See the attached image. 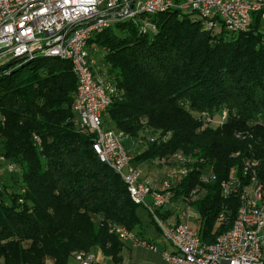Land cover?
<instances>
[{
    "label": "trees",
    "instance_id": "obj_1",
    "mask_svg": "<svg viewBox=\"0 0 264 264\" xmlns=\"http://www.w3.org/2000/svg\"><path fill=\"white\" fill-rule=\"evenodd\" d=\"M263 13L252 15L247 32L232 34L204 30L197 17L170 10L152 17L154 34L125 19L88 42L90 50H104L106 73L118 90L103 116L112 127H105L132 138L145 128L169 136L164 143L149 141L133 163L177 152L194 159L174 197L196 210L205 244L237 217L239 197L222 194L231 168L240 173L245 159H256L264 184ZM76 89L72 64L59 58L36 56L0 74V149L15 167L6 177L0 173V264H70L95 247L118 262L123 243L109 233L110 223L144 238L141 206L99 160L93 135L76 119ZM222 111L228 113L222 126L202 129L205 113ZM197 187L204 195L191 202Z\"/></svg>",
    "mask_w": 264,
    "mask_h": 264
},
{
    "label": "built area",
    "instance_id": "obj_2",
    "mask_svg": "<svg viewBox=\"0 0 264 264\" xmlns=\"http://www.w3.org/2000/svg\"><path fill=\"white\" fill-rule=\"evenodd\" d=\"M131 1L0 0V67L31 55L37 49L40 53L36 56L59 58L72 64L77 79L73 104L76 119L84 131L93 135V150L99 160L121 176L133 203L146 206L154 216L166 243L172 248V251H162L167 264H264V184L258 177L260 162L245 159L241 172L232 168L229 179L223 182V196H238L240 207L230 229L219 235L213 244L202 242L199 231L189 224L190 216L188 222H174L158 216V210L173 205L175 187L193 171L192 157L182 152L174 154L176 165L158 186L142 175L125 148L127 135L105 127L103 116L118 96V90L97 76L88 46L95 33L125 19L138 22L141 33L149 34L156 30L152 17L170 10L197 17L207 31L224 28L232 34L247 32L252 15L264 10V0H135L127 15ZM226 118L224 112L218 124L222 125ZM213 120L205 114L207 125L214 124ZM4 121L0 114V123ZM34 140L36 145H41L37 135ZM158 141L150 139L151 143ZM1 166L9 174L15 170L0 154ZM201 181L208 182L209 178L203 177ZM220 219H224V212ZM108 229L121 241L159 251L154 243L125 227L110 223ZM75 260L79 264H101L86 251L78 252Z\"/></svg>",
    "mask_w": 264,
    "mask_h": 264
},
{
    "label": "rangeland",
    "instance_id": "obj_3",
    "mask_svg": "<svg viewBox=\"0 0 264 264\" xmlns=\"http://www.w3.org/2000/svg\"><path fill=\"white\" fill-rule=\"evenodd\" d=\"M184 14H188V13H184ZM132 21L134 22V24L137 25L139 32H141L140 25H138L139 23L134 21V20H132ZM202 26H203V24H202ZM155 27H156V30L151 31V34H154L157 32V30H158L157 26L155 25ZM262 30L264 31V28ZM90 51H91V59H93L95 61L94 66H95V69L97 70V72H96L97 75H99V77H101L105 81L112 83V79L106 73L107 69H106L105 61L103 60L104 50H102L100 48H96V49H92ZM224 112L228 115V113L226 111H222L221 113L219 112L218 114L214 115V117H213L214 118V120H213L214 124H212V125H210V124L207 125L204 121L205 124H204L202 129H207L208 127L218 128L219 126H222V125L218 124V122L221 121L220 119H221L222 115L224 114ZM211 117H212V115H210V118ZM105 124L108 127L110 125H112L108 119L106 120ZM151 138L159 139V141H158L159 143H164V142H167L169 140L168 135H162V133L160 131L155 132L153 130H149V129L145 128L139 134V136L137 138H134V139H137L134 143H133V141H131L133 143L132 146H129L130 145L129 142L126 143V139H125L124 145H125V147H127V150L129 151L131 156L134 158L138 154H140V153H142L148 149V144L150 143L149 141ZM1 153H2V151L0 149V154ZM173 156H174V154L170 155L168 157H164L162 160H157L154 163L152 162V165H151V162H146V164L143 165V173L144 174L148 173L147 167L152 168V171L154 172L155 177L154 178L151 177L150 179L153 180V182L155 184L166 180L168 175L173 171V168L176 165V163L173 162V160H174ZM192 160L194 161V159H192ZM140 165H142V164H140ZM140 165H136V166L142 171V166H140ZM1 167H0V169H1L0 173H2V175H4V177L8 176V173L5 171L4 166H1ZM182 181L183 180H181L179 183H181ZM194 190H196V191H195V195L192 198L191 202L198 199V198H201L204 195V191L200 190V187H197ZM174 205H176L177 210L175 212L177 214H179L180 216H183L185 218L187 217V220H188L189 216L191 217V219L189 220L190 222L192 221L190 224L191 227L196 228V226H198V221H196V219L194 218L197 214L196 210L193 207L189 206L188 201H185L184 198L179 196L178 198H176V202ZM148 215H149L148 212L143 209V213H141V216L143 217L144 230L149 229V231H151L150 233L153 234V236L154 235L158 236V232L156 231L154 226L151 225L150 217ZM195 224H196V226H195ZM159 235H160L159 241L163 240L166 242L164 235L163 234H159ZM146 240H148V238H146Z\"/></svg>",
    "mask_w": 264,
    "mask_h": 264
},
{
    "label": "crops",
    "instance_id": "obj_4",
    "mask_svg": "<svg viewBox=\"0 0 264 264\" xmlns=\"http://www.w3.org/2000/svg\"><path fill=\"white\" fill-rule=\"evenodd\" d=\"M95 71L97 72L96 69H95ZM97 76H99V75H97ZM110 127H112V125H110ZM136 140L137 139H134L132 137H128L127 136L126 143L129 142L130 143L129 146H132V144ZM131 141H133V143ZM125 148L127 149V147H125ZM144 164H146V163H142V165H140V166H142V171H141L142 172V175L145 178L149 179L151 182H153V180H151L150 178L151 177L154 178L155 177L154 176L155 174L152 171V168H148V167H147L148 173L147 174H144L143 173V165ZM151 165H152V162H151ZM4 169H5V167H4ZM153 184H155V183L153 182ZM160 184H161V182L160 183H157L155 185L158 186ZM175 202H176V198L174 199L173 205H170L167 208H165L163 210H160L161 213H168V219H170V220H172L174 222H188L189 220L187 221V217L185 218L183 216H180L179 214H177L175 212L177 210L176 205H174ZM143 209L148 212V214H149L148 216L150 217V223H151V225L154 226V228L158 232V236H156V235L153 236V234L150 233L151 231H149V229H145L144 230L143 217L141 216V213H143ZM141 210L142 211H139V215H140L141 222H142V225H141L140 228H141V231L144 233V239L148 238L149 241H151L156 246H158L159 251H153V250L149 249L148 247L134 246L131 242L121 241L120 240L123 243V249H122V251L120 253V261L115 262L111 256L105 255V253L100 248L95 247V248H93V249L90 250V253L96 257V259H97L98 262H100L101 264H167L165 262L163 256H162V251H164V250L172 251V248L165 241H163V240L162 241H159L160 240L159 239L160 238V235L159 234H162V232H161V230H159L153 224L152 218L150 216L152 214L149 212L148 208L146 206H141ZM191 222L189 221V224H191ZM195 226H196V224H195ZM194 229H197V226ZM46 264H54V263H53L52 260H47V263ZM70 264H79V263L75 259H72V261L70 262Z\"/></svg>",
    "mask_w": 264,
    "mask_h": 264
},
{
    "label": "water",
    "instance_id": "obj_5",
    "mask_svg": "<svg viewBox=\"0 0 264 264\" xmlns=\"http://www.w3.org/2000/svg\"><path fill=\"white\" fill-rule=\"evenodd\" d=\"M134 1L135 0H132L131 1V5H130V8L128 10V14L127 15H129L131 13V10H132L133 5H134ZM39 53H40V50L39 49L34 50L31 55L24 56L22 58H18L16 60L10 62L9 64H6V65L0 67V74L3 73V72H5V71H7L10 67H13V66H15V65H17V64H19V63H21V62H23V61H25L27 59H29L30 57H35Z\"/></svg>",
    "mask_w": 264,
    "mask_h": 264
}]
</instances>
